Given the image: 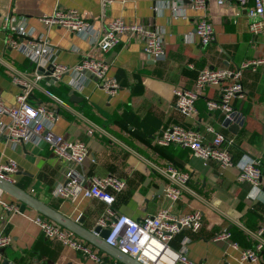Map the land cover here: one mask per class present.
<instances>
[{"label": "crops", "instance_id": "0c3cea01", "mask_svg": "<svg viewBox=\"0 0 264 264\" xmlns=\"http://www.w3.org/2000/svg\"><path fill=\"white\" fill-rule=\"evenodd\" d=\"M174 3L112 0L103 13L101 0H0L1 97L7 105L15 104L21 86L13 82V76L17 71L31 74L36 70L31 60L6 46V38L18 24H26L34 36H47L60 64L74 66L86 55L106 59L111 64L109 75L121 85L115 95L107 94L94 79L79 92L73 88L76 74L68 72L57 83L42 79L30 100L56 111V134L88 145L90 155L83 167L87 174H111L126 181L125 190L116 196L114 211L140 220L164 207L177 214L202 210L204 223L200 230H183L171 241L173 248L179 249L181 240L187 237L189 257L200 264H264V258L252 262L240 259L241 250L253 243L241 226H264V65L256 71L242 72L244 93L232 102L244 118L237 134L223 125V112L208 109V101L220 97L218 86H207L200 93L196 102L198 113L194 116H187L176 107L173 94L177 86L192 88L198 72L206 66L237 69L245 60L264 57V32L251 33L249 18L240 5H218L216 0H209L208 15L215 38L203 46L195 35V27L206 11L192 9L189 1L184 0L178 2L183 10L175 12ZM56 8L79 10L102 32L114 18L161 29L167 56L153 60L144 52L141 35L130 33L120 34L119 43L109 52H99L76 33L41 20ZM174 124L200 130L206 143L214 138V133L207 130L209 125L232 138L234 142L228 147L233 164L222 167L214 160L205 162L194 156L189 148L160 146L159 134ZM244 155L262 160V177L257 185L237 179L236 163ZM0 158L17 162V186L71 219L85 216L86 228L93 229L99 218L106 215L107 205L98 199L79 196L64 200L53 196L52 190L63 178L68 164L47 145H15L0 136ZM168 165L192 174L191 191L174 202L164 193L166 177L162 169ZM161 185L164 190L159 194ZM5 204L20 203L6 192L2 197L0 233L11 235L13 243L0 249V264H98L80 251L47 238L37 223L41 214L35 209L27 207L21 211L19 205L18 211L7 212ZM4 213L5 220L1 219ZM226 230L230 239L216 238Z\"/></svg>", "mask_w": 264, "mask_h": 264}, {"label": "built area", "instance_id": "2783aa9c", "mask_svg": "<svg viewBox=\"0 0 264 264\" xmlns=\"http://www.w3.org/2000/svg\"><path fill=\"white\" fill-rule=\"evenodd\" d=\"M174 1V11L181 12L183 6L178 2L184 0ZM188 1L192 9L206 11V14L198 18L196 22L195 35L203 46H207L215 38L214 26L208 15L209 0ZM111 2L112 0H101L103 13ZM176 3L178 5L175 6ZM216 3L218 5L229 3L240 5L245 9L249 18L251 33L259 35L264 32V0H216ZM156 10L159 12V6ZM41 20L47 25L62 26L76 33L99 52H109L119 43L120 34L130 33L141 35L144 52L153 60H164L167 56L163 31L157 28L151 29L144 23H132L123 18H114L108 22L106 30L102 32L75 8H56L52 14L43 15ZM6 46L18 50L31 60L36 65V70L31 74L17 71L13 76V82L21 86L15 104L7 105L0 94V136L7 137L15 145L26 142L47 145L58 158L68 164L63 178L52 190L53 196L64 200L83 196L105 203L107 205L106 215L99 218L97 225L109 229L106 242L123 253L137 256L143 264H200L189 257L190 238H183L179 249L173 248L171 241L183 230L199 231L204 223L202 210L177 214L170 208L164 207L158 210L155 215L140 220L124 213L115 212L112 206L117 194L125 190L126 181L111 174L101 177L87 174L83 167L90 155L88 145L85 142L74 141L56 134L53 131L57 117L56 111L30 100L33 89L42 79L46 78L50 82L57 83L68 72L76 74L73 83L75 90L83 91L91 79H94L97 86L113 96L118 93L121 85L116 77L109 75L110 62L103 58L86 55L74 66L60 64L57 61L54 46L47 36H34L32 29L24 23L18 24L8 35ZM262 65H264V57L245 60L237 69L206 66L198 72L192 88L177 86L173 89L175 105L185 115L194 116L198 113L196 102L200 93L207 86H218L220 97L209 100L208 109L211 112L220 110L225 116H229L234 110L233 100L244 93L243 70L256 71ZM39 68H43L45 71L54 70L50 75H47L41 73ZM207 130L214 133L211 143L204 142L200 130L174 124L161 131L157 143L160 146L178 145L189 148L194 156L205 162L214 160L222 167L233 164V156L228 146L233 144L234 140L216 131L211 125L207 126ZM261 161V158L249 155L240 158L236 163L239 171L238 181L259 184L262 177ZM17 172L18 164L14 159L3 160L0 158L1 179L15 184L14 175ZM162 173L166 177L164 193L170 201H177L186 191H191L189 182L192 179V174L190 172L168 165L162 169ZM4 193L0 187V208L3 206ZM4 208L7 212H15L19 210V205L5 204ZM5 217L4 213L1 219L5 220ZM37 223L47 238L80 251L85 257L95 260L98 264H120L116 259L112 260L111 257H108L109 255L47 217L39 215ZM241 227L253 241L251 247L241 250V262L259 261L264 258V226H259L256 229ZM230 237L229 231H223L216 236L217 239H230ZM12 243L11 235L0 233V249L8 247ZM233 245L236 248L239 247L237 242H234Z\"/></svg>", "mask_w": 264, "mask_h": 264}, {"label": "water", "instance_id": "95a60500", "mask_svg": "<svg viewBox=\"0 0 264 264\" xmlns=\"http://www.w3.org/2000/svg\"><path fill=\"white\" fill-rule=\"evenodd\" d=\"M53 70L54 69L45 71L43 68H39L41 73H45L47 75H50ZM73 92L74 91H71V93ZM243 123V115L234 108L233 112L230 113L229 116H225L223 125L227 127L232 133L237 134ZM0 187L4 190V192L8 193L19 201L21 211H24L27 207L35 209L42 216L59 223L122 264H143L139 261L137 256H131L129 254L123 253L118 248L111 246L106 242V238L109 236L108 228H103L99 225H96L93 229L86 228L83 225L86 220L85 216L78 220L71 219L49 204L35 197L28 191L1 178ZM163 190L164 185H161L159 194H162Z\"/></svg>", "mask_w": 264, "mask_h": 264}, {"label": "trees", "instance_id": "16d2710c", "mask_svg": "<svg viewBox=\"0 0 264 264\" xmlns=\"http://www.w3.org/2000/svg\"><path fill=\"white\" fill-rule=\"evenodd\" d=\"M261 165H262V161H261ZM261 165H260V167H261Z\"/></svg>", "mask_w": 264, "mask_h": 264}]
</instances>
